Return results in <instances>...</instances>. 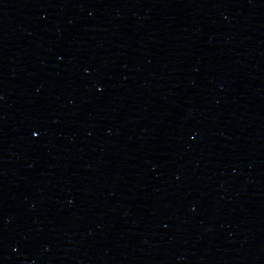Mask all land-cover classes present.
I'll list each match as a JSON object with an SVG mask.
<instances>
[{
	"label": "water",
	"instance_id": "95a60500",
	"mask_svg": "<svg viewBox=\"0 0 264 264\" xmlns=\"http://www.w3.org/2000/svg\"><path fill=\"white\" fill-rule=\"evenodd\" d=\"M0 264H264V0L1 11Z\"/></svg>",
	"mask_w": 264,
	"mask_h": 264
}]
</instances>
